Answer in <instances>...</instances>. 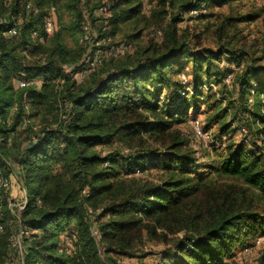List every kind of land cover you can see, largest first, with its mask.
I'll list each match as a JSON object with an SVG mask.
<instances>
[{"label":"trees","instance_id":"1","mask_svg":"<svg viewBox=\"0 0 264 264\" xmlns=\"http://www.w3.org/2000/svg\"><path fill=\"white\" fill-rule=\"evenodd\" d=\"M88 1L0 0V17L19 22L9 38V26H0V165L26 195L21 210L0 197V264L13 257L17 264H124L112 254L130 258L144 237L177 234L174 254L161 264H230L236 247L248 248L264 227V66L242 51L198 50L176 27L185 14L201 17L230 0H155L150 16L141 0H106L108 18L97 13L100 0L93 10L83 7ZM50 8L55 28L44 35ZM84 19L97 26L88 41ZM132 22L151 24L153 40L133 51L125 43L94 46ZM224 61L236 69L225 67L219 79L211 66ZM228 75L235 103L217 88ZM18 80L28 85L17 87ZM203 92L215 97L208 120L219 136L239 131L254 146L231 144L198 171L192 141L177 125L205 102ZM87 208L100 209L95 223ZM19 228L28 232L22 254L12 245Z\"/></svg>","mask_w":264,"mask_h":264},{"label":"rangeland","instance_id":"2","mask_svg":"<svg viewBox=\"0 0 264 264\" xmlns=\"http://www.w3.org/2000/svg\"><path fill=\"white\" fill-rule=\"evenodd\" d=\"M142 1V13L145 16H150V11L156 6L155 0H141ZM94 2L92 0L85 2L84 6L87 10H93ZM201 17L195 16L190 17L184 15L182 21L176 23L179 35H185L186 39L192 46H195L198 50H213L221 47L224 49L232 50V52H244L247 60L250 58H260L257 62L259 65L264 66V0H230L226 4L217 5L212 4L208 10L201 13ZM204 15V16H203ZM248 17L250 19H246ZM229 20L231 22H229ZM168 19L163 21L166 23ZM83 30H92L96 32L97 26L91 20L84 19L82 23ZM145 24L135 25L132 23L121 24L119 29L114 31L108 37V43L113 44L114 47L119 44H126L128 50L133 51L135 46L138 44H148L155 37V29L150 25L143 27ZM137 26V27H136ZM140 30V35L137 40L132 38V35ZM51 38V37H50ZM49 38V39H50ZM48 39V40H49ZM47 40V42H48ZM67 46L75 48L74 41L72 39L67 40ZM225 55V54H224ZM223 55V56H224ZM231 66L236 69L233 65H230L226 61L222 62L221 65L211 66L212 73L221 79L224 68ZM67 67L66 65L64 66ZM222 70V71H221ZM188 72V68L185 69ZM184 76V75H181ZM180 76V78H181ZM229 75L224 78V85L222 81L218 84L217 88L220 92L227 93V99H230L235 103L237 101L236 85L230 82ZM187 82L188 77H185ZM213 78V77H212ZM37 84L34 85L36 92L39 91L41 80L35 79ZM205 98V99H204ZM201 99H204V103H198V110L194 111L193 108L188 109L186 121L178 124V128L182 131L185 138L192 141L190 149L193 151V156L200 160L198 163V171L205 170L206 166L210 164V160L215 159L219 155L225 154L224 150L227 149L231 144L233 146L239 145L243 140V144L248 147H252L253 140L249 137L242 136L238 131L224 133V136H219L218 126L211 120H208L216 108L215 97L213 95H207L205 92L202 93ZM202 124L205 133L209 136L207 141L193 138L192 130L195 122ZM229 125V117L225 120ZM207 126V128H205ZM224 145V147H223ZM105 149L102 150V153ZM8 162V161H7ZM204 162V163H203ZM5 166L0 165V171H4ZM6 174L11 179V186L7 192L1 195H5L11 205H19L22 200V188L13 179L11 173ZM15 209L16 207H13ZM97 216V215H95ZM95 220L93 219V222ZM95 227L91 229L93 231ZM96 229V228H95ZM93 236L95 233L93 231ZM181 234L169 235L167 238L156 236L153 238H145L139 247L133 251L132 257H121L116 254H112L121 263L124 264H161L164 260V255L167 252L174 254L173 242L175 237H179ZM256 240L258 242L256 243ZM246 243L251 244L248 248H240L234 250V256L231 258L230 264H264V227L259 232L254 233L249 237ZM100 255L103 256L102 250L100 249ZM12 263L17 264V257L12 258Z\"/></svg>","mask_w":264,"mask_h":264},{"label":"built area","instance_id":"3","mask_svg":"<svg viewBox=\"0 0 264 264\" xmlns=\"http://www.w3.org/2000/svg\"><path fill=\"white\" fill-rule=\"evenodd\" d=\"M14 0H5L6 3H11ZM25 2V0H20V2ZM25 8L29 11V10H33L34 12H36V9H34L31 6V3L26 1L25 2ZM97 13L99 15H101L104 18H108L110 16V9H109V5L108 2L106 0H100V4L99 7L97 8ZM196 13L195 10L191 11V14ZM10 20L8 17H0V26H9L8 29H6L5 32H3V35L5 37H12L15 36L18 32V23L17 22H13L12 24H10ZM55 28V15H54V9L50 8L48 15L44 18L43 20V33L44 35H50L53 30ZM88 30H85L83 36H82V40L83 41H88L89 40V34L87 33ZM33 36H38V34L36 32L33 33ZM42 37H39V40L41 41ZM108 38L106 37L105 39H103V41H94L93 44L94 46H100V44H106L108 42ZM99 50L96 49L95 52L97 53ZM95 53V54H96ZM94 61H99V58L96 56ZM95 63L94 62H90V66H93ZM87 71V68H85L82 72L80 73H76L75 76H83ZM229 79V77L227 78V80ZM181 80L183 83H186V80L184 78V76H181ZM26 85H28V82L24 81V80H18L16 86L17 87H25ZM250 101V100H249ZM23 125V124H22ZM193 127V135L194 138L197 139H201L203 141H207L209 139V136L205 133L202 124H200L199 122H195ZM243 132H245L244 129H242ZM7 165L10 167L12 166V171H14L15 168V164L12 160H8ZM16 171V170H15ZM15 177V174L13 175ZM11 186V179L10 177H6L4 176L1 172H0V197H1V192H6L9 190ZM22 200L20 201L19 205H11L10 201H8L10 209H13V207H16L17 209L21 210L24 208V204H25V199H26V195H25V191L22 190ZM100 209H96V210H92L90 208H87V214L91 219H95V215H97L99 213ZM1 226H0V230H1ZM94 233H95V228L93 229ZM93 231H91V233L93 234ZM28 232L22 230L21 228L18 229V231L12 236V245L17 249L19 254L23 253V247H22V239L24 236H27ZM258 242V240H256V243ZM69 243L66 242V245H68Z\"/></svg>","mask_w":264,"mask_h":264}]
</instances>
